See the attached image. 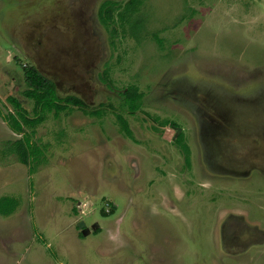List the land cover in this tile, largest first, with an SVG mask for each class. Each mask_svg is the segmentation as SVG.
I'll return each mask as SVG.
<instances>
[{"label": "rangeland", "instance_id": "374dc122", "mask_svg": "<svg viewBox=\"0 0 264 264\" xmlns=\"http://www.w3.org/2000/svg\"><path fill=\"white\" fill-rule=\"evenodd\" d=\"M104 1L0 0L4 114L14 96L35 116L26 66L102 114L47 115L33 175L14 146L22 135L0 118V200L18 203L0 214V264H236L221 230L252 205L259 178L243 164L264 156V0H145L110 28ZM114 1L117 14L131 0ZM132 86L136 113L125 106ZM176 127L191 167L171 145Z\"/></svg>", "mask_w": 264, "mask_h": 264}, {"label": "trees", "instance_id": "16d2710c", "mask_svg": "<svg viewBox=\"0 0 264 264\" xmlns=\"http://www.w3.org/2000/svg\"><path fill=\"white\" fill-rule=\"evenodd\" d=\"M145 0H131L124 6V10L116 14L120 9L117 1L106 0L102 3L99 10V17L101 22L110 28L111 23L115 21V16H119L122 21L130 20L132 16L136 15L139 8ZM24 78L26 90L24 96L34 101V117L30 116V112L25 109L20 100L14 96L8 98L9 104L13 107L14 112L4 114L0 108V118L7 124L11 131L18 135H22V139L15 142L16 153L19 156V161L29 167L30 175L35 173L33 166L40 161L44 154V149L33 142L35 129L38 125L46 120V116L54 113L59 116L61 113L71 110L74 107L83 109L89 115L102 114L100 111H88L87 104L80 98L75 96H68L60 98L58 94V87L54 80L42 74L34 66H26L24 68ZM125 106H127L132 113H136L141 109L143 94L140 93L138 87H129L125 93ZM124 132L133 139L132 132L129 128L128 122L122 117H119ZM29 129L30 132L27 130ZM13 146V145H12ZM45 148V147H43ZM14 150V149H13ZM187 157L190 155L189 150H185ZM43 153V154H42ZM17 201L15 199L2 198L0 200V214L3 216H10L17 208Z\"/></svg>", "mask_w": 264, "mask_h": 264}, {"label": "flooded vegetation", "instance_id": "af4514ba", "mask_svg": "<svg viewBox=\"0 0 264 264\" xmlns=\"http://www.w3.org/2000/svg\"><path fill=\"white\" fill-rule=\"evenodd\" d=\"M204 115L206 120L216 122L215 116ZM218 121H221L220 117H218ZM175 129L176 134L172 138L171 145H173L174 151L184 154L186 167H191L192 161L190 160V155L187 157L185 153V150H189L191 154L190 147L184 141L185 137L181 135V131L178 132L177 127ZM193 133L195 134L196 132ZM252 137L254 136L252 135ZM196 138L200 140L201 155L203 158L207 154L205 142L206 133L199 131V135L196 134ZM256 139L258 140V138ZM256 139L254 142L258 145L260 142L256 141ZM243 165L247 168L248 166L250 167L249 171L252 173H248L249 176H252L254 180L259 179L255 181L253 188H251L250 199L252 205L248 211L245 209L244 211H237L238 208H236L234 214L229 216L225 223H223L221 230L222 247L226 253L229 251L230 255L228 257H231L236 264L242 261L245 263L253 261L254 264H264V196H261L264 190L259 186V183L264 182V156L262 154L258 155V158L253 159L251 163Z\"/></svg>", "mask_w": 264, "mask_h": 264}, {"label": "water", "instance_id": "95a60500", "mask_svg": "<svg viewBox=\"0 0 264 264\" xmlns=\"http://www.w3.org/2000/svg\"><path fill=\"white\" fill-rule=\"evenodd\" d=\"M79 227H80V228H84V227H85V223H80ZM99 227H100V226L97 224V225H95V228H94V229H97V228H99ZM90 232H91V231L88 230V229H85V230H84V234H86V235H87V234H90Z\"/></svg>", "mask_w": 264, "mask_h": 264}, {"label": "crops", "instance_id": "0c3cea01", "mask_svg": "<svg viewBox=\"0 0 264 264\" xmlns=\"http://www.w3.org/2000/svg\"><path fill=\"white\" fill-rule=\"evenodd\" d=\"M13 132V131H12ZM14 133V132H13ZM16 134V133H15ZM17 135V134H16Z\"/></svg>", "mask_w": 264, "mask_h": 264}]
</instances>
